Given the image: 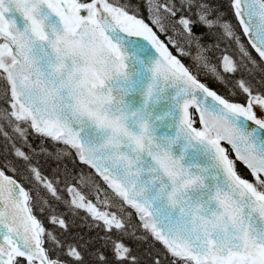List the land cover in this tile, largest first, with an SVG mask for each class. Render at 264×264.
<instances>
[{"label":"snow or ice","instance_id":"snow-or-ice-1","mask_svg":"<svg viewBox=\"0 0 264 264\" xmlns=\"http://www.w3.org/2000/svg\"><path fill=\"white\" fill-rule=\"evenodd\" d=\"M0 264H264V0H0Z\"/></svg>","mask_w":264,"mask_h":264},{"label":"trees","instance_id":"trees-1","mask_svg":"<svg viewBox=\"0 0 264 264\" xmlns=\"http://www.w3.org/2000/svg\"><path fill=\"white\" fill-rule=\"evenodd\" d=\"M213 86H214V87H217V88H219V86H218V85H215V84H214ZM221 91H222V89H221Z\"/></svg>","mask_w":264,"mask_h":264}]
</instances>
